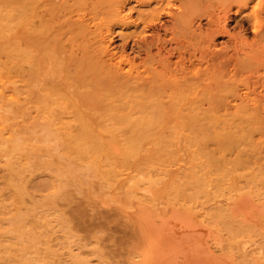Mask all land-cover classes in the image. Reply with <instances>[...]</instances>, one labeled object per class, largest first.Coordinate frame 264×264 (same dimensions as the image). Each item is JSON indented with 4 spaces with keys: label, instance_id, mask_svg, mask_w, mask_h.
<instances>
[{
    "label": "rangeland",
    "instance_id": "obj_1",
    "mask_svg": "<svg viewBox=\"0 0 264 264\" xmlns=\"http://www.w3.org/2000/svg\"><path fill=\"white\" fill-rule=\"evenodd\" d=\"M177 263L264 264V0H0V264Z\"/></svg>",
    "mask_w": 264,
    "mask_h": 264
},
{
    "label": "bare ground",
    "instance_id": "obj_2",
    "mask_svg": "<svg viewBox=\"0 0 264 264\" xmlns=\"http://www.w3.org/2000/svg\"><path fill=\"white\" fill-rule=\"evenodd\" d=\"M118 60H119V58H118ZM125 68H126V67H125ZM140 69H141V68H140ZM197 72H198V71H197ZM169 77H170V76H169ZM201 84H202V83H201ZM54 88H55V87H54ZM246 95H247V94H246ZM191 96H192V95H191ZM160 101H161V100H160ZM174 107H175V106H174ZM143 109H144V108H143ZM145 111H146V110H145ZM176 113H177V112H176ZM228 117H229V116H228ZM228 117H227V118H228ZM252 117H253V116H252ZM198 118H199V117H198ZM253 119H254V118H253ZM148 120H149V119H148ZM152 120H153V119H152ZM218 120H219V119H218ZM80 122H81V121H80ZM150 122H151V121H150ZM80 134H81V133H80ZM108 154H109V153H108ZM108 154H107V155H108ZM10 184H11V183H10ZM176 226H177V225H176ZM200 230H201V229H200ZM174 232H175V231H174ZM177 233H178V232H177ZM187 250H188V249H187ZM178 263H179V262H178ZM178 263H177V264H178ZM180 264H181V263H180Z\"/></svg>",
    "mask_w": 264,
    "mask_h": 264
}]
</instances>
